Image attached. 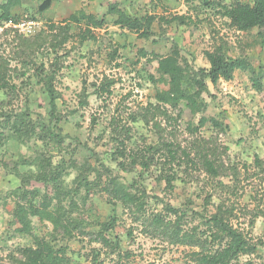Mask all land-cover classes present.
<instances>
[{"label": "rangeland", "instance_id": "374dc122", "mask_svg": "<svg viewBox=\"0 0 264 264\" xmlns=\"http://www.w3.org/2000/svg\"><path fill=\"white\" fill-rule=\"evenodd\" d=\"M42 1L21 0V7L13 12L14 17L17 16L21 19V23L24 22L23 26H30L31 34L14 32L13 29L3 27L0 31V56L12 69L9 73L10 82L16 86L13 94L5 98L6 103L0 107L7 112H18L27 108L33 119L38 117L47 119L49 113L48 99L41 86L35 84L34 78L26 81L32 71L26 73L25 78H17L21 73L17 64V61L21 60L18 59L21 53L17 48L18 38L14 37L15 34L30 38L28 36L46 29L50 23L61 24L79 10L99 19L105 17L108 23L103 29L94 31V41L79 45L76 39H72L58 52L56 59L52 55L49 56L43 48L36 55V64L49 61L55 65L53 84L60 94V98L56 101L60 119L58 127L61 134L67 137L66 144H69L73 150L71 154L68 148L66 150L69 152L64 150L60 153L50 146L49 154H52L53 162L60 157L68 161L71 157L77 165L84 161L94 164L95 160H99L123 182H136L144 189L147 196L146 217L159 212L164 214L163 208L168 204L174 208L179 207L188 214L192 211H200L205 207H202L203 199L209 193L213 195V190L208 184V176L203 173L199 164L188 166V175L182 174V180L175 181L172 188H167L164 182H157L159 174L155 168L148 172L141 171L139 167L123 171L115 161L113 152L116 147L111 142L113 131L110 130L109 124L112 116L119 125L128 124L131 113L139 112L148 103H154L155 90L164 89L161 85L155 87L149 83L147 76L148 74L156 76L157 64L156 62L148 64L147 59L140 58L139 50L147 54L166 56L173 44H176L180 55L194 69H198L208 68L204 52L211 51L215 45L224 44L227 54L231 57L246 56L255 68L261 67L264 70V50L258 45L256 31L236 32L228 26L226 19L217 14V9L195 7L192 10L183 0H52L51 7L39 14L37 7ZM216 1L223 2V0ZM112 2H116L121 10L134 16L154 15L165 18L187 16L190 20L185 26L177 27L175 24H169L164 26L163 30L155 23L152 26L154 36L149 40H143L135 33L112 26L111 18L105 15L107 5ZM224 3H229V0H225ZM193 6H196V3ZM31 17L35 21H31L29 19ZM5 30L7 33L3 34ZM77 31L76 27H71L73 34ZM113 50H116L118 56L111 62L108 54ZM115 64H120V68L114 69ZM102 75L115 81L110 88L112 95L106 101L97 100L92 95V85L97 84ZM208 86L214 98L204 95L209 106L202 115L219 118L218 115L224 112L225 119L222 120L228 127L224 133H217L207 125L196 136H191L185 126L190 121V114L184 110L181 120H176L175 112L172 114L171 122L155 117L148 126L136 123L132 129L133 142L147 146L161 139L169 140L182 149L192 148L195 154V151L202 147L193 145L198 137L212 138L209 147L214 148L216 155L223 160L227 169L225 174H231L232 169H236L238 173L234 197H230L234 198L235 202L234 215L237 219L234 222L249 233L253 243L264 246V219L262 217L253 219L252 228L248 225L253 214L264 211V185L259 182L257 170L252 166L256 157L264 161V85L258 91L253 88L247 73L236 72L232 81H220L215 87L210 84ZM83 93L87 96V105L80 103V95ZM1 100L3 97L0 92ZM199 118L200 116H197L194 119V124ZM154 122L158 124V128L153 127ZM126 144L128 150L129 142ZM224 147L227 148L225 152ZM44 151L45 148L36 140H31L24 146L8 141L0 148V166L6 164L11 168L19 156L27 159ZM125 160V164H128L129 161ZM244 165L247 166L248 173ZM8 168L5 170L0 168V264L8 263L9 253L33 245V237L47 238L51 232V226L46 222H39L37 218H31V236H18L12 232L10 214L13 203L7 196L19 184L12 173L7 172ZM19 171L23 173L27 169L21 167ZM75 175V172H71V175L64 179L67 186L72 187ZM222 181L229 183V177L222 178ZM31 186L50 195V190L45 189L41 184L31 182ZM208 202L213 203L215 200ZM114 204L98 190L89 198L87 206L91 210L87 214L92 220L99 222H106L111 216L117 217L110 239L114 240V237H117L120 241L122 257L111 255L108 249L92 243L89 235L77 236L65 242L67 256L72 264H92V249L99 250V264H182L186 254L192 251L189 247L170 245L160 238L145 233L140 218L136 219L137 216ZM207 208L210 210L211 206L208 205ZM196 224V221L191 223L188 219L184 228ZM93 230L95 228H87L86 232L90 233ZM126 252L128 257L125 256ZM238 264H264V247H259L254 255L241 257Z\"/></svg>", "mask_w": 264, "mask_h": 264}, {"label": "trees", "instance_id": "16d2710c", "mask_svg": "<svg viewBox=\"0 0 264 264\" xmlns=\"http://www.w3.org/2000/svg\"><path fill=\"white\" fill-rule=\"evenodd\" d=\"M224 1L220 3L216 0H183L192 10L195 7L217 9V14L226 19L228 26L236 32L250 33L255 30L258 45L264 50V0H246L245 2L229 0L227 4ZM195 3L196 6H193ZM51 5L52 0H43L38 5L37 12L42 14ZM20 7L21 0H0V26L8 21L15 25L20 24L21 19L14 17L13 14ZM105 15L111 18L112 26L135 33L143 40H149L154 36L152 26L155 23L163 30V27L169 24H175L177 27L185 26L190 20L187 16L171 18L154 15L134 16L121 10L116 2L107 5ZM29 19L35 21L32 17ZM107 23L105 17L99 19L79 10L59 25L48 24L46 29L28 36L30 38L14 35L18 38L17 48L21 53L18 59L22 60L17 61L21 72L17 78H25L26 73L32 71L26 81L34 78L35 84L41 86L48 99L49 113L47 119L40 117L33 119L27 108L18 112H7L0 107V148L8 141L24 146L31 140L40 142L45 148L44 152L32 158L26 159L19 156L11 168H8L6 164L0 166L4 170L8 168L7 172L12 173L19 184L7 196L13 203L10 226L15 235L31 236V218H37L39 222L48 223L51 226V232L47 238L33 237V245L9 253L7 264H72L67 256L65 242L77 236L86 235L91 236L92 243L101 245L108 249L111 255L115 254L121 258L120 241L117 237H114V240L110 239L117 217L111 216L108 221L99 222L92 220L87 214L91 210L87 206L89 198L98 190L109 201L115 203L114 205L118 204L124 211L137 216L136 219L140 218L145 233L160 238L167 244L192 249L186 254L182 264H238L241 257L256 254L258 248L264 246L253 243L249 233L234 222L237 219L234 215L235 202L234 198L230 197H234L233 193L238 181L237 170L232 169L231 174H225L227 169L224 167L223 160L216 155L214 148L209 147L212 138L198 137L199 139L195 140L193 145L202 147L197 149L195 154L192 148L182 149L169 140L161 139L147 146L133 142L132 129L136 123L148 126L155 117L171 122L172 114L175 112L176 120H181L184 110L190 114V121L185 126L191 136H196L207 125L217 133H224L227 130L228 127L222 120L225 119L224 112L218 115L219 118L202 115L209 106L204 95L214 98L208 84L215 87L220 81L230 82L234 79L236 72H243L248 74L253 88L259 91L264 85V70L261 67L255 68L246 56L231 57L227 54L224 44L215 45L211 51L204 52L208 68L198 69H194L180 55L176 44H173L166 56L147 54L139 50L140 58L147 59L148 64L153 62L157 64L156 76L152 74L147 76L149 83L155 87L161 85L164 89L155 90L154 103H148L139 112L131 113L128 124L119 125L114 116L109 124L110 130L113 131L111 142L116 147L113 152L115 161L123 171L139 167L141 171L148 172L155 168L159 174L157 182H164L167 188H172L175 181L182 180V174L188 175V166L199 164L203 173L208 176V184L213 190V195L209 193L203 199L202 207H205L200 211H192L188 214L185 210L168 204L163 208L164 214L159 212L146 217L147 196L144 189L140 188L136 182H123L99 160H95L94 164L84 161L77 165L71 157L68 161L60 157L53 162V156L49 154L50 146L60 153L65 150V152L70 151L71 154L73 150L69 144H66L67 137L61 134L58 127L60 119L56 101L60 98V94L53 84L55 65L49 61L36 64V55L43 48L49 56L52 55L56 59L58 52L72 39H76L79 45L94 41V31L103 29ZM71 27H76L77 33L73 34ZM14 32L17 31L14 30ZM6 33L7 30L3 31V34ZM117 56L116 50H113L108 54L109 61H115ZM148 56L150 58H147ZM113 67L120 68V64H115ZM11 71L8 62L0 56V92L3 97L0 106L4 105L5 98H9L10 94L16 90V86L10 82ZM114 83V79L102 75L98 83L92 85V95L97 100L106 101L112 95L110 88ZM80 97L81 105H87L86 94L83 93ZM197 116L200 118L194 124ZM153 127L159 126L154 122ZM118 138L121 139L118 140ZM73 142L79 144V142ZM127 142H129L128 150ZM67 148L69 151L66 150ZM223 151H227V148L224 147ZM124 160H128L129 163L125 164ZM252 166L257 170L259 182L264 185V161L256 157ZM21 167L26 168L27 171L21 173L19 171ZM244 169L248 173L246 165ZM71 172L76 173L72 187L67 186L64 180L71 175ZM225 177H229V183L222 181ZM31 182L41 184L42 187L50 190V195L47 192L42 193L37 187H32ZM212 199L215 202H208ZM208 205L211 206L210 210L207 208ZM260 217L264 219V211L252 215L249 227L254 226L253 219ZM188 219L191 223L196 221L197 224L184 228L187 226ZM87 228H95V230L89 233L86 232ZM91 253L92 264H99V250L92 249ZM125 256L128 257L127 252Z\"/></svg>", "mask_w": 264, "mask_h": 264}, {"label": "built area", "instance_id": "2783aa9c", "mask_svg": "<svg viewBox=\"0 0 264 264\" xmlns=\"http://www.w3.org/2000/svg\"><path fill=\"white\" fill-rule=\"evenodd\" d=\"M23 24L24 23H20V24H13L11 21H8V22H6L5 24H4V26H3V28H12V29H14V30H18V31H20V32H22L23 34L25 33V32H27V33H29V34H31L30 33V26L28 25V26H23ZM0 31H2V27H0ZM27 35V34H26Z\"/></svg>", "mask_w": 264, "mask_h": 264}, {"label": "clouds", "instance_id": "9594fccd", "mask_svg": "<svg viewBox=\"0 0 264 264\" xmlns=\"http://www.w3.org/2000/svg\"><path fill=\"white\" fill-rule=\"evenodd\" d=\"M4 25H1L0 27H3ZM6 29V28H5ZM10 29H12V28H10ZM4 30V29H3ZM14 30V29H13ZM16 31H18V30H16Z\"/></svg>", "mask_w": 264, "mask_h": 264}]
</instances>
